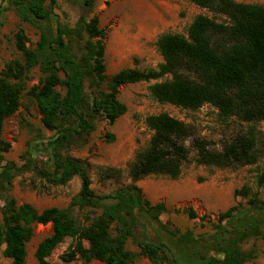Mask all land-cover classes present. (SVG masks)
<instances>
[{"label": "trees", "instance_id": "1", "mask_svg": "<svg viewBox=\"0 0 264 264\" xmlns=\"http://www.w3.org/2000/svg\"><path fill=\"white\" fill-rule=\"evenodd\" d=\"M79 1L87 12L96 2ZM189 1L207 14L197 15L186 35L165 33L157 38L162 59L157 68H127L107 76L105 31L96 15L80 17L72 28L57 23L53 31L46 24L52 23L57 0H11L19 20L41 30L30 48L24 30L18 29L13 34L18 57L0 70V250L11 264L26 263L33 226L47 224L51 234L37 245L36 264H50L52 251L65 238L74 241L61 256L64 262L131 264L136 255L125 245L137 225L146 231L140 255L152 264H248L257 258L256 242L264 244V200L249 186L234 192L244 202L219 213L211 233L195 237L161 223L165 204L151 205L134 184L147 176L177 179L192 150L196 164L219 169L263 160L255 178L257 187L264 188V133L256 129L264 122V7L233 0ZM35 68L41 74L38 84L24 93ZM158 80L148 88L157 102L189 111L210 105L220 118H235L248 124V130L217 150L169 114L150 115L145 119L151 133L148 143L127 166L131 184L95 195L86 164L69 156L70 148L86 144L97 119L113 125L125 114L126 107L117 97L121 86ZM24 95L34 101L42 126L54 134L45 143L30 144L18 165L4 161L11 144L2 132ZM24 172L53 186L78 177L80 191L71 207L101 213L88 225H80L69 209L38 211L29 203L18 204L11 189L15 177ZM186 213L191 219L197 217L192 208Z\"/></svg>", "mask_w": 264, "mask_h": 264}, {"label": "rangeland", "instance_id": "2", "mask_svg": "<svg viewBox=\"0 0 264 264\" xmlns=\"http://www.w3.org/2000/svg\"><path fill=\"white\" fill-rule=\"evenodd\" d=\"M233 1L264 7V0ZM200 14L207 13L189 0H96L89 12L79 0H57L52 23H47L46 27L48 25L54 31L58 23L72 28L80 17L89 19L96 15L99 27L105 31V73L112 76L127 68H157L162 62L155 46L157 38L165 33L186 35L192 20ZM20 28L29 39L27 45L34 48L41 30L31 24L22 23L11 0H0V70L7 61L18 57L13 46V34ZM30 77L24 93L38 84L41 74L35 68ZM161 80L121 86L117 97L126 107L125 114L113 125H109L102 118L97 119L86 144L70 148L68 155L86 164L91 190L95 195L109 194L131 184L127 166L136 152L148 143L151 133L145 125V119L150 115L169 114L190 125L197 137L207 141L217 150L237 134L248 130V124L235 118H220L210 105L189 111L157 102L150 95L148 88ZM256 129L264 133V122L257 123ZM53 134L42 126L34 101L24 95L18 111L4 123L2 137L11 144L9 152L4 155V161H15L21 165L19 156L30 144L45 143ZM108 135H112L114 139L108 140ZM194 156L195 152L190 150L189 158L183 164L177 179L147 176L134 183L151 205L160 202L165 204L166 212L159 217L161 223L168 224L169 228L180 233L190 231L198 237L211 233V224L219 213L244 202L234 194L242 186H249L264 200V188L257 187L255 178L262 170L263 160L255 165L219 169L196 164ZM79 191L80 180L76 176L63 186H53L32 173L24 172L15 177L11 195L18 204L29 203L38 211L50 207L69 209L70 215L77 223L88 225L89 220L98 216L101 210H79L77 207H71ZM189 208L195 211L196 218H189L186 213ZM202 217L205 218L204 221L200 220ZM50 234L51 224L33 226L32 238L26 245L25 264H36V247ZM145 234V229L137 225L133 229V236L126 242L125 249L136 255L131 264H152L148 258L140 255L139 245L145 242ZM151 236L154 239L153 234ZM73 241L72 238H65L52 251L48 258L49 263L81 264L80 260L67 263L61 259ZM256 245L260 253L248 264H264V244L258 241ZM0 264H11L2 256L1 250ZM88 264L103 263L91 261Z\"/></svg>", "mask_w": 264, "mask_h": 264}]
</instances>
